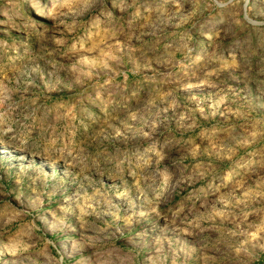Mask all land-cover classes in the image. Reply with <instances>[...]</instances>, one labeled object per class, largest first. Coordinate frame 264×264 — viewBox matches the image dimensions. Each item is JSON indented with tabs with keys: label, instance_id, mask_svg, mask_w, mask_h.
<instances>
[{
	"label": "rangeland",
	"instance_id": "1",
	"mask_svg": "<svg viewBox=\"0 0 264 264\" xmlns=\"http://www.w3.org/2000/svg\"><path fill=\"white\" fill-rule=\"evenodd\" d=\"M0 264H264V0H0Z\"/></svg>",
	"mask_w": 264,
	"mask_h": 264
}]
</instances>
